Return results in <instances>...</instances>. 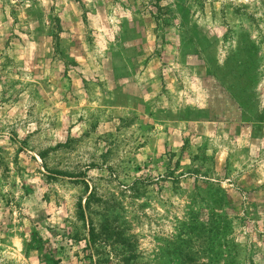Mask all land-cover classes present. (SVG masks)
<instances>
[{"label":"rangeland","instance_id":"374dc122","mask_svg":"<svg viewBox=\"0 0 264 264\" xmlns=\"http://www.w3.org/2000/svg\"><path fill=\"white\" fill-rule=\"evenodd\" d=\"M0 264H264V0H0Z\"/></svg>","mask_w":264,"mask_h":264},{"label":"trees","instance_id":"16d2710c","mask_svg":"<svg viewBox=\"0 0 264 264\" xmlns=\"http://www.w3.org/2000/svg\"><path fill=\"white\" fill-rule=\"evenodd\" d=\"M83 216H84V212L81 209L80 217L83 218ZM89 226L90 227L88 231V240H87L88 246L94 245L97 242V239L100 237L110 238L108 226L105 227L104 225H100L98 231H96L95 227H93L92 219H90ZM115 236L119 238V235L116 234Z\"/></svg>","mask_w":264,"mask_h":264}]
</instances>
